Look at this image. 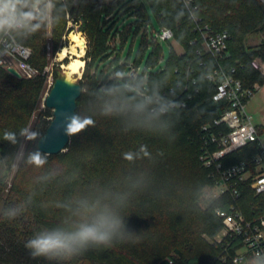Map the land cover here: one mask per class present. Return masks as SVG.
I'll list each match as a JSON object with an SVG mask.
<instances>
[{
	"label": "trees",
	"instance_id": "1",
	"mask_svg": "<svg viewBox=\"0 0 264 264\" xmlns=\"http://www.w3.org/2000/svg\"><path fill=\"white\" fill-rule=\"evenodd\" d=\"M83 1L81 16L73 15L74 5L70 6L68 13L75 24L81 20L82 30L89 32L93 38V46L89 45L85 60L87 66L89 59L97 66L93 78L99 85L96 88L97 95L93 97L85 98L81 93L76 113L94 115L99 111L102 102L110 99L105 95L104 89L110 84H123L116 78L108 79L105 72L111 69L107 68L109 65L119 64L121 56V48L118 49L117 44V48L109 45V40L115 36V18L118 15L136 18V34L140 27L150 20L148 6L161 25L173 30L175 39L183 48L181 53L175 50L170 52L164 69L151 72L156 77L148 78L149 92L155 94L186 80L188 69L193 70L191 74L197 80L198 91L194 93L187 107L165 113L158 118L144 114L133 120L132 113L129 112L116 122L101 121L96 127L70 138L66 146L67 151L50 155V163L42 169L41 175L30 186L24 183L23 176H15L8 181L7 172L11 170L14 162L13 157L9 158L12 144L0 141V221L4 220L9 210L27 209L22 217L11 223L0 222V264H45L42 260L31 259L22 242L38 227L58 221L59 215L52 210V203L56 200L71 201L80 194H98L109 188L121 199L126 196L133 201L134 207L127 209L128 228L140 233L144 242L90 251L75 264H234L231 256L240 245L239 239L227 237L225 241L215 242L214 246H209L202 252L191 248L189 254L184 253L177 241V236L189 228L192 213L190 205L180 199L178 191L185 180L183 167L192 163L195 158L198 161L200 159L204 147L202 126L213 123V119L229 107L227 101H214L212 98L216 85L208 80L207 74L211 67L216 66V60L198 52L202 50L199 41L191 43L197 33L187 17L184 0ZM63 2L66 3V0ZM45 4V0H42L39 11L34 10L36 16L30 23L35 27L13 31L20 43L32 48L30 61L39 69V75L31 79L18 78L0 66L1 126L12 125L13 129L28 125L43 98L46 89L42 71L46 63V22L43 20L46 15ZM193 5L198 7L199 16L203 21L211 24L215 30H227L231 34L228 47L230 56L220 60V63L226 68L236 66L237 75L243 79L246 86L255 82L263 85L264 75L255 69L251 62L254 58L264 59V0H193ZM52 9L58 12L55 5ZM52 30L55 32L56 28ZM233 32L238 33L237 45L232 43ZM131 33L130 28L120 32L121 45ZM253 33H261L263 41L259 47L247 48L244 46L245 38ZM141 45L137 62L144 57L146 48L150 45L152 48L146 64L157 63L162 46L151 42L147 35H143ZM93 47H98L95 55ZM202 60H206L208 67L200 64ZM65 61L68 62L67 59ZM115 70L120 69L115 65ZM53 75L55 78V73ZM142 83L141 79L137 82L138 86ZM81 84L83 88L82 81ZM117 95L142 96L137 91L121 92ZM176 111L180 112L181 120L174 129L176 138L170 143L150 135H122L118 131V128L127 122H136L145 128L164 132L171 140L172 137L166 129L169 123L176 122ZM49 116L53 117V113L46 107L36 113L32 132L38 135L36 140L28 145L26 158L30 151L37 148L39 138L51 121ZM257 128L260 133H264V127ZM141 145H146V149L141 148ZM130 147L134 150L135 161L119 172L120 153ZM254 152L253 144H249L229 154L226 162L247 159ZM117 172L119 173L115 181L105 182L104 189H101L97 179ZM204 172L210 180L205 168ZM239 191L237 201L227 192L208 201L198 213L201 232L215 237L223 230V216L217 214L218 209L228 214L233 211V206L238 205L248 218L264 213V194L256 195L250 186V180L242 183ZM42 208L47 209V212Z\"/></svg>",
	"mask_w": 264,
	"mask_h": 264
},
{
	"label": "clouds",
	"instance_id": "2",
	"mask_svg": "<svg viewBox=\"0 0 264 264\" xmlns=\"http://www.w3.org/2000/svg\"><path fill=\"white\" fill-rule=\"evenodd\" d=\"M42 0H0V32L19 31L26 27H35L31 25V20L36 16V9L39 8ZM191 11L187 13L190 21L198 19V7H193L191 0L189 2ZM168 38L173 37L171 29H167L163 33ZM77 41L72 40V35L68 34L65 39L70 43L62 47L59 54L67 57L70 61L67 65L69 71L64 73V83L71 87L83 81V73L73 72L72 66L79 62L84 65V61L80 57L86 55V37ZM79 49V53L76 49ZM76 56L77 60L72 61V57ZM117 69L116 75L123 79L124 72L122 69H130L135 72L137 67L126 63L115 64ZM109 65L107 68H110ZM141 74L147 73L149 77L152 75L147 68L141 69ZM137 91L136 87L130 83L114 84L104 89L106 99L102 102L99 111L94 115H81L76 113L71 122L67 125L66 136L75 137L89 128H94L101 121L116 122L124 114L131 112L133 120L144 114L158 118L165 113L173 112L182 107L179 100H170L160 97L157 102L149 96H118L121 92ZM158 95V93H157ZM176 122L169 123L167 133L171 135V140L164 132H160L153 128H145L142 124L136 122H127L118 131L122 135H150L163 141L172 142L175 140L174 129L181 120L179 111L175 112ZM32 125H25L18 130L5 129L0 136V141L17 143V133L25 137L29 141H35L38 133L30 132ZM146 145L141 148L146 149ZM65 149L61 148L63 152ZM162 153V152H161ZM50 152H42L38 147L28 153L26 163L33 170L44 169L50 163ZM163 155V153H162ZM121 168L134 163L135 153L130 147L120 153ZM114 173L107 177L97 179L98 185L104 189L105 182H114L118 173ZM134 207L133 201L126 196L121 199L118 194H113L111 189L102 191L94 195L80 194L71 201L56 200L52 203L51 208L59 215L58 221L48 225H42L34 230L23 242V248L27 251L29 257L33 260H42L45 264H75L79 258L85 256L90 251H100L113 249L122 245H138L144 242V237L139 233L128 228L129 211ZM25 209L24 211H26ZM47 212V209L42 208ZM24 211L16 209L9 210L3 221L11 223L24 215ZM63 213V215H62Z\"/></svg>",
	"mask_w": 264,
	"mask_h": 264
},
{
	"label": "built area",
	"instance_id": "3",
	"mask_svg": "<svg viewBox=\"0 0 264 264\" xmlns=\"http://www.w3.org/2000/svg\"><path fill=\"white\" fill-rule=\"evenodd\" d=\"M189 2L190 0H184L187 12L191 11ZM191 4L193 7H197L193 5V0H191ZM191 23L193 30L197 33V37L191 43L199 41L202 50L198 52L216 60V66L211 67L207 74L208 80L216 85L212 98L214 101L225 100L229 104V107L219 117L213 119V123L202 126L204 147L200 154V160L207 170L208 177L217 188V196L227 192L237 201L240 195L239 186L248 180H250V186L256 195L264 194V133L258 131L257 126L245 110L247 102L260 85L255 82L251 86H246L243 79L237 75L236 66L226 68L220 63V60L230 56L228 47L231 34L227 30H215L199 15L198 19ZM144 27V33L148 34V39L151 42H156L158 38L164 41L171 39L177 41L174 35L172 38L163 35L165 30L171 29L170 27L160 24L157 30L151 20L144 23ZM121 31L116 27L113 28L115 36H119ZM171 32L173 33L172 29ZM112 47L117 48L116 45ZM172 50L174 49L172 48L170 52ZM32 54V48L20 43L13 31L6 30L0 38V66L6 69L14 67L22 77L31 79L40 73L39 69L30 61ZM163 56L162 49L158 62L153 65L146 64L144 68H147L150 73L164 69V67L156 68L162 62ZM120 63H126L139 69L135 72L130 69H122L125 75L123 79H120L116 75V71L120 70H115V65H112L111 69L106 72L108 79L116 78L121 83H130L142 96L152 97L157 102L160 101V97H165L181 101V108H185L194 93L198 91L197 80L191 74L193 70L188 69L186 80L161 90L158 95L157 93L152 94L149 92V76L147 73L141 74L140 70L144 68H141L139 63ZM200 64L208 67L206 60H202ZM251 65L264 75V59L254 58ZM140 79L143 83L138 86L137 82ZM103 86L105 85L103 84ZM249 144H253L255 150L249 158L226 162L229 154ZM217 214L223 216L224 223V228L220 232L222 235L217 239V242H223L227 237L240 241V245L231 256L232 262L234 264H264V213L254 218H248L237 205L233 206V211L228 214L219 209Z\"/></svg>",
	"mask_w": 264,
	"mask_h": 264
},
{
	"label": "rangeland",
	"instance_id": "4",
	"mask_svg": "<svg viewBox=\"0 0 264 264\" xmlns=\"http://www.w3.org/2000/svg\"><path fill=\"white\" fill-rule=\"evenodd\" d=\"M45 8H46V15L44 16L43 20L46 22V30H45V51H46V63L43 67L42 71L44 72V77L46 81V89L43 95V98L39 104V107L37 109V112H39L41 109H44L45 106V97L48 94L52 83L54 81V70L55 68H63V64L66 63L67 57L64 59L59 58V51L60 49L68 45L70 41L66 40L65 37L70 34L72 31L79 32L83 37H86L87 44H86V52L89 47V45L93 46V38L90 37L89 32H85L82 30L81 20L79 23L75 24L73 21L72 16L68 13V10L71 5L75 6V11L73 15H82V5H84L83 0H70L66 3L63 2V0H45ZM66 4V5H65ZM55 5V8L58 9V12L53 11V7ZM58 7V8H57ZM148 18L153 23L155 29H159L160 23L154 13L152 12L151 8L148 6ZM39 11V9H37ZM63 12V14H62ZM59 13V14H58ZM65 13V16H64ZM115 21L117 23V27L120 30L129 28L131 29V34L128 36L127 40L124 44L121 45L120 43V35L114 36L116 37V44L118 45V49L121 48V56H120V62H124L127 58L128 53L130 52L129 60L128 62H137V59L139 58V49L142 46V39L143 35L148 34L144 33L145 27H140V29L134 34L136 29V18L131 17L129 15H118L117 18H115ZM115 26V27H116ZM52 28H56V31L53 32ZM5 32V31H4ZM4 32H0V38L3 36ZM237 32H233V45H237ZM92 41V42H91ZM263 41V36L261 33H253L248 35L245 38L244 46L247 48L252 47H259ZM156 43H158L160 46H162L163 49V60L160 63V65H157L156 68L160 69L165 67L166 62L168 60L170 50L173 48L177 53H181L183 51L182 46L175 41L174 39H171L170 41H164L161 39H157ZM91 46V47H92ZM94 48V55L97 54L98 47ZM152 46L148 45L146 48V52L144 54V57L140 60L139 65L141 68H144L146 66L147 58L149 55V52L151 50ZM84 55L82 57V60H84V65L81 70V73H83V88L82 93L84 97L87 96L93 97L97 95V85L99 83L94 80L93 78V72H95L97 66L92 63L91 59L88 60V66L86 64ZM93 59V58H92ZM69 61V60H68ZM101 69V67H100ZM110 70V69H109ZM107 70V71H109ZM105 71V72H107ZM157 71V70H155ZM114 85V84H110ZM47 108V107H46ZM52 110V109H51ZM245 110L247 114L251 117L252 122L256 126H262L264 127V84L259 87V89L256 91V93L253 95V97L247 102ZM32 116V118L29 120L28 125H32L33 121L35 120L36 113ZM52 117H48L50 119ZM12 125L9 126H1L0 125V133L3 132L5 129L9 130H18L20 127L11 128ZM29 131L32 132V127L29 128ZM31 141L27 140L25 137H22L17 133V143L15 145L12 144L10 146V157L14 158V162L12 164V168L9 172H7V178L8 181H11L13 177H24V183L27 186H30L36 178H38L41 173V170H33L27 163V158L25 157V153L27 150L28 145ZM64 151H67V148H64ZM184 174V182L179 186V196L180 199L183 200L184 203H187L190 205V209H192V213L189 219V228L185 229L182 235L177 236V241L179 246L182 248L185 254H189V251L191 248L193 250H198L199 252H202V250L206 249L209 246H214L215 242H217V239L221 237V233H218L215 237H211L208 234L201 232V224L198 219V213L203 209L208 201L213 199L218 195V191L216 186L214 185L213 181L209 180L204 172V166L199 159V161L195 158V160L190 163L189 165L183 167L182 170ZM243 203L245 201H242ZM241 202V203H242ZM193 252V251H191Z\"/></svg>",
	"mask_w": 264,
	"mask_h": 264
},
{
	"label": "water",
	"instance_id": "5",
	"mask_svg": "<svg viewBox=\"0 0 264 264\" xmlns=\"http://www.w3.org/2000/svg\"><path fill=\"white\" fill-rule=\"evenodd\" d=\"M264 36V34H263ZM12 75L21 78V73L14 67L7 69ZM55 78L45 97V106L52 109L53 117L46 128L45 133L39 138L37 147L42 152H50L51 155L60 153L69 143L66 136L67 125L76 114L78 99L82 93L81 82L68 87L64 83L63 68H55Z\"/></svg>",
	"mask_w": 264,
	"mask_h": 264
},
{
	"label": "bare ground",
	"instance_id": "6",
	"mask_svg": "<svg viewBox=\"0 0 264 264\" xmlns=\"http://www.w3.org/2000/svg\"><path fill=\"white\" fill-rule=\"evenodd\" d=\"M70 34L72 35V40H73V41H77V40H80V39L82 38V37H81L82 35H81L79 32H74V31H72ZM65 46H67V45H65ZM65 46H63V47H65ZM76 51L79 53L80 50L77 48ZM82 57H83V56H82ZM82 57H80L81 60H82ZM59 58H60V59H64L65 57H62V56L59 54ZM76 60H77V57H76V56H73V57H72V61H76ZM83 61H84V60H83ZM69 62H70V61H68V62H66L65 64H63L64 70H65V73H66L67 71H69V69H68V67H67V65L69 64ZM82 68H83V65H81L79 62H77V63H75V64L72 66V71H73V72L78 71V72L81 73Z\"/></svg>",
	"mask_w": 264,
	"mask_h": 264
},
{
	"label": "crops",
	"instance_id": "7",
	"mask_svg": "<svg viewBox=\"0 0 264 264\" xmlns=\"http://www.w3.org/2000/svg\"><path fill=\"white\" fill-rule=\"evenodd\" d=\"M116 28H118V27L116 26ZM115 40H116V37H113V40H111V41L109 40V45H110V46H114V45H116ZM129 56H130V52L128 53L127 58L125 59L124 62H128V60L130 59ZM128 58H129V59H128ZM119 62H120V61H119ZM134 63H139V62H134Z\"/></svg>",
	"mask_w": 264,
	"mask_h": 264
}]
</instances>
